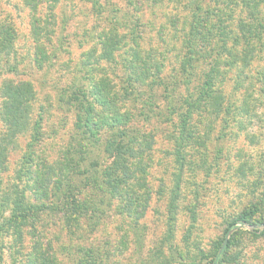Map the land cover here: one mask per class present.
Masks as SVG:
<instances>
[{"label": "trees", "instance_id": "1", "mask_svg": "<svg viewBox=\"0 0 264 264\" xmlns=\"http://www.w3.org/2000/svg\"><path fill=\"white\" fill-rule=\"evenodd\" d=\"M59 1L23 0L30 12L33 48L26 58L17 56L16 26L0 19V172L7 169L11 152L20 150L13 184H0V243L10 238L13 264H58L54 253L35 233L32 246L25 249L26 229H35L43 210L59 214L63 229L70 235L81 231L83 225L99 223L111 205L115 210L120 206L132 217L133 228L137 227L138 207L142 208L148 195L145 179L136 177L143 153L151 144L129 126L139 112L143 120L160 114L173 125V184L167 201L172 220L187 148L196 143L192 141L196 116H218L226 127L236 108L253 114L264 91V64L250 71L254 60L263 57L264 0H121L123 6L113 0H85L94 23L92 35H86L83 42L92 39V43L80 52L76 62L79 67L61 68V79L54 87L55 100L72 111L73 134L57 157L47 161L49 164L36 163L43 109L40 105L38 111L34 110V77L36 72L44 74L54 68L62 47L64 36L54 11ZM167 2L175 3L179 15L170 13L157 22L162 45L153 47L143 34L149 22L146 17L149 8ZM151 24L155 26L152 20ZM167 25L171 26V39L179 37L170 70L166 69L168 42L163 34ZM112 67L120 71L118 80ZM230 80L240 96L226 93L224 82ZM255 82L260 87L256 88ZM181 88L185 89L182 95ZM24 134L27 141L22 146L19 138ZM133 185L136 191L131 190ZM257 212L256 203L241 209L224 233L236 228L237 222L264 225ZM233 238L222 248V239L215 242L207 263L233 262L235 258L228 255ZM134 242L140 248L139 236ZM80 248L79 264H102L103 254ZM153 254L156 264H173L176 259L173 254L165 257L162 243Z\"/></svg>", "mask_w": 264, "mask_h": 264}, {"label": "rangeland", "instance_id": "2", "mask_svg": "<svg viewBox=\"0 0 264 264\" xmlns=\"http://www.w3.org/2000/svg\"><path fill=\"white\" fill-rule=\"evenodd\" d=\"M113 1L124 5L121 0ZM161 5L162 3L156 8H149L146 17L149 22L143 29L145 39L149 37V44L153 47L162 45L157 36V22L164 20L165 16L168 18L170 13L179 15L174 2ZM132 10H135L134 7ZM54 11L59 21L58 29L61 27L60 34L64 36L62 47L56 56L54 68L44 74L36 72L34 77L37 90L34 110L38 111L40 105L43 109L41 140L36 146L35 162L43 164H49L48 162L57 157L73 132L72 111L60 106L58 100H55L54 87L61 79V68L68 66L73 69L74 65L79 67L76 62L80 58V52L92 43V39L85 43L83 39L89 33L92 35L94 23L90 4L85 0H60ZM29 13L23 0H0V19L12 21L17 29L18 58L29 57L33 52L32 37L29 35ZM110 15L109 12L108 16ZM151 20L155 22V26L151 24ZM94 21L95 24L98 22ZM170 29V25L163 28L168 42L167 70L173 68L179 47V37L176 40L171 39ZM262 51L263 57L254 60L250 71L255 72L264 64V38ZM112 68L115 79L118 80L120 71ZM255 84L256 88L260 87L256 82ZM224 89L228 94L240 96L239 90L234 92L232 89L231 80L224 82ZM184 91L181 88L180 95ZM257 104L253 114L251 111L246 114L243 109H234L228 117L229 125L226 127L224 123L220 124L218 116H196L192 138L196 143L187 148L177 208L172 220L168 215L167 201L173 184V125L170 119L160 114L156 118L143 120V115L139 112L135 118L132 117L134 120L129 121V126L143 139L151 140V144L143 153L136 177L139 180L145 179V195H148L142 208L138 207L137 227L133 228L132 217L127 214L126 216L120 206L115 210L111 205L99 223L87 227L83 225L81 231L70 235L63 229L59 214L43 210L35 229L31 226L26 229L25 249L32 246L35 233L36 238L54 253L58 264H79L80 247L92 248L103 254L102 264H156L152 261V256L162 243L165 257L175 255L173 264H208L213 244L222 239V248L234 235V243L229 247L228 255L235 260L224 264H264L263 224L255 227L245 222H237L236 228L224 233L228 222L234 220L241 209L252 203L257 204V215L260 220H264V91L255 105ZM127 116L125 112L124 118L127 119ZM26 139L25 134L21 136L20 145L23 146ZM96 146L97 141L92 146L94 152ZM19 156V148L8 156L7 169L0 172L1 186L13 184L15 171L20 164ZM35 176L37 173L34 171ZM135 189L133 185L131 190ZM124 193L127 197L128 192ZM137 236L141 243L138 244L140 248L134 242ZM13 251L10 238L6 237L0 243V264H13Z\"/></svg>", "mask_w": 264, "mask_h": 264}, {"label": "water", "instance_id": "3", "mask_svg": "<svg viewBox=\"0 0 264 264\" xmlns=\"http://www.w3.org/2000/svg\"><path fill=\"white\" fill-rule=\"evenodd\" d=\"M225 242H226V239L224 240V242H223L222 246L225 244Z\"/></svg>", "mask_w": 264, "mask_h": 264}]
</instances>
